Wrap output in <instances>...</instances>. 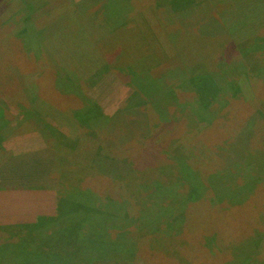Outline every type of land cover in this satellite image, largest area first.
<instances>
[{
  "label": "trees",
  "instance_id": "16d2710c",
  "mask_svg": "<svg viewBox=\"0 0 264 264\" xmlns=\"http://www.w3.org/2000/svg\"><path fill=\"white\" fill-rule=\"evenodd\" d=\"M144 1L145 6L143 7L146 9L142 10H146V13L150 14L148 16L150 23L144 21L145 24H150V27L144 28V31L139 24L140 13L138 12L126 16L122 12L111 14L110 17L106 16L110 18L106 25L97 23V17L100 15L94 16L93 21L87 22L86 28L81 27L79 31H73L74 35H79L75 38V42H73L74 39L71 41L67 39L70 31L68 30L69 19L67 21L65 17H60L55 23L50 24L49 32L52 34L61 32V26H64L65 31L68 30V34L65 33L67 34L66 53L73 57L72 59L84 63L88 59L89 68L84 67L82 62L78 61L77 63L81 64L77 71L79 74L72 72L70 75L62 70L60 73L56 63L52 60L46 61L45 69L42 72V78L44 77L46 80L43 83V89L56 95L54 103H60L59 107L65 114L69 113L67 116H70L71 120H73V113L78 112L79 109L90 106L93 108L87 117L89 122L86 124V128L88 130L86 129L85 132L83 130V133L70 139L64 137L61 132L50 128V124H47L43 118L38 117L44 122L34 119L37 128L33 131L40 132L45 139L53 134L52 138L58 139L57 146L66 153L71 151L74 155L71 160L60 155L56 157L53 175L60 186L58 189H56L58 186L54 187L56 189L54 191L58 210L57 218L43 216L33 224L0 226V233L4 234L3 238L8 236L3 243H0V264H13L14 262L17 264H125L131 259V257L127 259L131 248L126 244V241L130 240L133 241L132 251L135 252L133 254L140 256L148 264H236L239 257L235 252L233 261H226L227 259H223L224 257L221 256L230 251V244H226V249L224 247L216 248L218 255L221 256L217 257L213 248L219 243V239L214 240V244L207 245L210 249L202 245L199 249L193 247L197 250L198 256L189 252L194 243L192 239L187 245L180 243L181 236L188 238L192 236L195 239L199 237L196 233L200 230L206 234L210 231H219L217 225L219 226L221 222H225V226L233 232L234 250L244 248L239 245L249 246V243L253 242L258 249L256 256L253 254V257L255 256L253 263L260 261L264 264V247L261 248L260 240L255 241L254 239L257 230L253 231L254 234L252 233V225L256 221L252 220L248 213L249 210L252 212L253 208L247 205L249 199L264 200L262 193L264 172L251 175L253 178L250 184L247 182L242 184L243 180L239 183L230 181L235 172L239 174L238 167L240 168V165L237 163L240 159L231 164L235 167L231 165L228 167L226 151L222 154L221 149L217 150L216 143L211 140L212 136H208L203 131L213 127L215 121L218 120V112L224 110L213 112L216 110L213 105L228 103L225 106L227 107L233 101V106L241 108L244 105V100L237 98L235 90L231 92L226 87H221L218 91L213 92L209 90L206 97L195 100L194 86H203V81L190 80L184 76L179 77V74L176 77L173 76L174 90L169 98H166L163 92L158 91L157 95L156 88L152 83H149V80L153 78L151 74L154 69L160 67L161 64L154 65L150 60L154 57L160 62H166L164 65H168V68L172 63L183 61V50L175 48L170 41L168 42L169 27H173L172 39L175 36L182 38L185 29L188 28V20L191 25L189 18L198 15L197 10L200 5L197 0H181L180 7L176 6L179 5L176 4L178 0ZM167 6L169 7L168 12L171 14L168 26L165 22L162 23V19L159 17H163L164 7ZM133 9L132 11H134ZM74 17L75 15L70 16L75 19ZM79 23L78 21L77 25H80ZM153 24L156 29L153 28ZM165 25L166 27H164ZM1 33L0 57L2 61L6 65L12 60L15 63L16 61L27 62L26 66L32 64L25 42L16 35V37H7L9 30ZM162 35L161 40L160 36ZM256 36L249 38V41L260 40V35ZM153 41L159 43L162 48L167 46L176 58L167 62L163 50L162 53L153 50ZM87 43L91 49L92 45L96 44L101 56L90 57L91 53H94L90 50L87 53L85 51L84 55L81 54L78 50ZM261 44L263 45V43ZM256 47L260 49L258 44ZM238 49L241 52V44L235 46L234 52H238ZM230 52L233 55V45ZM104 54L106 55L104 56ZM161 56L164 58L163 61ZM126 59L130 62H126ZM131 59L138 63L131 62ZM241 59L245 61L243 60L244 56ZM221 62L222 58H219V63ZM240 65L245 64L241 63ZM256 65L255 62H251L250 66L247 65L248 70L246 69V71L249 79L246 78L249 82L250 78H255L251 80L252 86L256 82L263 86L259 80L261 73ZM19 68L26 71L22 65H19ZM5 69L4 66L0 67L2 73ZM110 72L118 74L122 81H124V74L129 73L131 79L129 84L133 89L131 96L114 116L105 115L95 101L88 96L92 85ZM169 72L178 71L168 69L167 73ZM62 75L67 76L62 77ZM139 75H147L149 79L134 84L135 78ZM59 79L67 80L69 83H65L63 86L58 85ZM76 81L77 87L74 89L72 87ZM223 81L226 80L221 82ZM79 82L83 90H78ZM124 83L128 84V81L125 80ZM72 84L73 86H71ZM175 87H177L176 90ZM180 90L192 94V97L184 104H179L180 101L177 102L176 94ZM25 91H19L20 95L19 92L15 95L13 106H19ZM25 100H28L26 95ZM158 102L159 110L166 117L155 120L154 113L159 114L155 108V104ZM177 103L179 108L176 107L175 110L169 111L170 108L167 106ZM263 103L259 96L250 99L246 115L250 114L251 110H257L261 113L262 118H257L247 129H244L242 125L248 116H244V120L243 116L236 114V110L233 111V119L239 117L242 120L240 124L233 125V140L240 139L249 131L248 137L242 141L244 142L243 149H245L243 151H249L245 159L253 156L263 157L261 165L264 167V153L258 150L259 145H264ZM163 106H165V111ZM191 120L194 123L193 126L201 127L191 131L188 128ZM183 122L186 124L184 128L187 131L186 135L182 134L181 140L176 146L172 144L173 150L170 146V150L165 149L171 144V140L165 142L167 129L176 133L182 128L180 126ZM176 140L174 139V141ZM189 142H197V145L189 147ZM167 150L168 152L165 154ZM206 153L209 155L204 156ZM160 159L164 161H160ZM223 159L224 165L222 164ZM209 167L218 168L213 171L219 176H216V179L219 178L218 183L214 179L215 173L213 175L209 172L206 173L205 168ZM225 167L228 168L224 169ZM177 174H182V176L178 177ZM212 182L215 186L211 184ZM87 184L92 185L91 190L86 191L82 188ZM72 186L75 188L70 194L68 192ZM184 186L187 187L186 190H183ZM65 194L72 197L69 200L66 198V200L70 202L73 199L76 209L62 208L60 203L62 199H65ZM223 204H226L227 208ZM215 205L222 207L218 221H215L214 214H212ZM229 205H231L230 208ZM137 209H139L138 213H136ZM70 210L76 211L71 212ZM80 212L86 213L80 218L78 216ZM75 214L78 215L74 216ZM73 219L77 221V224L71 226L64 222ZM220 220L222 221L220 222ZM237 220H242L245 227L243 228L244 225L241 222L238 224ZM246 230H249L252 235L246 237ZM160 232H170L172 237L168 239L174 240L175 244L174 247L167 246L160 249L170 256L168 260L159 261L157 259L156 262H153L150 260L151 257L148 259L152 252L148 254L144 248L145 244L141 240L140 243L136 241V234H139L141 239L152 235L148 241L150 240L151 244H156L161 242ZM12 240H16L17 243L10 244ZM156 253L157 257L165 255L159 251ZM121 254H124L122 258ZM172 258L174 261H171ZM242 264H249L248 260Z\"/></svg>",
  "mask_w": 264,
  "mask_h": 264
},
{
  "label": "rangeland",
  "instance_id": "374dc122",
  "mask_svg": "<svg viewBox=\"0 0 264 264\" xmlns=\"http://www.w3.org/2000/svg\"><path fill=\"white\" fill-rule=\"evenodd\" d=\"M53 1L54 2H51L50 0H0V34H2L1 32L4 33V31L9 30L10 34L8 33L7 37L15 35L20 37L25 42L27 53H29L31 56L29 59L32 61V64L29 66L25 65L28 64L27 62L16 61V64L14 60L6 65L0 57V67L4 66L6 68L3 73L0 71V182L2 183L1 186H3L1 190H4L6 185L10 188L15 187V185H20L21 181L23 182L22 185H30L22 186L25 187L24 189H41L49 186V189L56 191V189L60 187L58 186V181H55V176L53 175L55 171L56 157L57 155H60L68 157V160H71L74 154L71 151L66 153L62 148L58 147V139L52 138L53 134L50 135L49 138L45 139L46 142L48 141L47 144L50 147L49 152L47 151V153L39 151L38 154H36V151L32 146H24L22 148H18L17 150L11 151V144L15 139L20 138L26 133L35 132L33 131L37 128L35 120L40 119L43 121L44 119L47 124H50V128L57 130L59 133L61 132L64 137L69 139L75 137L76 135L78 136L80 133H83V130L85 132L87 129L86 124L89 122L87 117L93 108L92 106L85 107L81 110L79 109L78 112L73 113V120H71L69 118L70 116H67L69 113L65 114L63 109L59 107L60 103H54V100H56V95L51 94L49 91H45L43 89V83H45L46 80L44 77L42 78V72L45 69L44 63H47L46 61L52 60L54 63H56L60 73L61 70L68 74L72 72L77 73V71L80 69L79 66H81V64L77 63L80 60L77 61L76 59H72L73 57L66 53L65 45L66 36L68 34L67 31L70 30L67 39L69 41L74 39L73 42H75V38L79 35H74L73 31H79L81 27L83 29L86 28L85 25L87 22L93 21L94 16L100 15L97 17V23L106 25L108 23V19L110 20V18L107 17H110L111 14L119 12H122L124 16L138 12L140 13L138 16V19L140 20L139 24H141L140 27L143 28V31L144 28L150 27V24L144 23V21L150 23V18L148 17L150 14L148 12L146 13V10H142L146 9L143 7L145 6L144 0ZM181 2V0H178L176 4L179 5L176 6L180 7ZM197 3L200 5L199 9L197 10L198 15L189 18L191 25H189L188 20V28L185 29V34L182 36V38L175 36L174 39H172L173 27H169L170 32H168V42L170 41L173 46H175V48L183 50V61L180 63H172L170 64V68H168V65H164L166 62H160L157 60V58L153 57L150 62L154 65L161 64V66L154 69L153 73L151 74L153 78H150L149 83H152L156 88L157 95L158 91L163 92L166 98H169L173 92V76L176 77L178 74L179 77L184 76L190 80L197 79L203 81V86H194L195 100L206 97V94L209 93V90L210 92L218 91L221 89V87H226L227 90L231 92L235 90L237 98H243L244 105L241 108H236L235 105L233 106V101H231L227 107L225 106L228 103L213 105L216 109L213 112L219 111L221 109L224 110L222 112H218V120L215 121L213 127L210 129H204L203 131H205L208 136H212L211 140H214L216 143L215 147L217 150L221 149L222 154H224L226 151V165L228 167L233 164V161H238L240 159L239 163H237V165H240V168L238 167L239 174L234 171V177L230 181H237L239 183L243 180L242 184L244 182L250 184V181L253 178L251 175H255V173L258 174V172H264V167L261 165L263 157L257 156V158L256 156H253L245 159L247 156L246 154L249 151H243L245 149H243L244 142L242 141L248 137L249 131L244 134L245 136L241 135L242 137L240 139L237 138L239 140H233V125L237 123L240 124L242 122L241 118L239 117V121L237 118L233 119V111L236 110V114L243 117L248 116L245 121L246 123L244 122L242 125L244 129L249 128L257 118H262L261 113L257 112V110H251V113L247 115L246 110L249 109V101L250 99H253L254 96L261 97V100L264 102V0H197ZM168 8V6L166 8L164 7V12H166H163V17L158 15L162 19V23L165 22L167 26L168 22L170 21L169 16H171V14L168 12ZM132 9L134 11H132ZM73 15H75V19L70 18V16ZM60 17H65V20L67 21L69 19L70 26L67 31L64 30V26H61V32H55L52 34L49 32V26L50 24L55 23ZM212 20L214 21L213 23ZM78 21L80 22V25H77ZM64 24H66V21H64ZM166 25L164 27H166ZM153 28L156 29L154 24ZM62 34L65 35L62 36ZM255 35H257L256 37L260 35V40L256 41V39H254L253 41H249V38H253ZM162 37L163 35L160 36L161 40ZM261 43H263V45ZM152 44V48L155 52H165L164 54H166V57L164 58L167 60V62L176 58L175 55H172V52L167 46H163L162 48V46L156 41H153ZM238 44L242 45L241 52L239 49L237 50L238 52H234V48ZM256 44L259 45L260 49L256 47ZM232 45L233 55L230 52ZM155 48H157V50H155ZM92 49L89 43H87L78 51L84 55L85 51L87 53L88 50H90L94 52L91 53L90 57L94 56V58H96V56H101V52L98 51L96 44L92 45ZM105 55L106 54H104V56ZM227 55H230V57H227ZM242 56H244L243 60L245 61H242ZM164 58L162 57V61ZM219 58H222L221 63H219ZM87 61L86 63L83 61L80 62H82L84 67H88ZM126 62L130 61L126 59ZM131 62L138 63V61H133L132 59ZM251 62H255V64H257L256 67L261 73V78L259 80L263 83V86L257 82L252 86L251 80L255 78H250L251 80L249 82L246 69L248 70L247 65L250 66ZM241 63L245 65L241 66ZM19 65L25 67L26 71L20 69ZM168 69H175L178 72L167 73ZM206 70L211 72H207ZM120 74H122V72H120ZM64 76L67 75H62V77ZM147 77V75H139L135 78L134 84L139 83V81H147L149 79ZM125 80L128 81V84L124 83ZM130 80V74L127 72L124 74V81L120 80L118 74L110 72L104 75L99 82L92 85V89L88 96L95 101V103L101 108L105 115L114 116L123 107L124 103H126L133 92V89L131 88L132 85L129 84ZM222 80L226 81L221 82ZM65 83H69V81H61L60 79L58 81V85L61 86H63ZM73 84L71 86H73L72 88L75 89L77 87V81ZM176 88L177 87H175V90ZM23 90H26L24 94L28 100H25L24 95L22 101H20L18 104L19 106H13L15 95H17L19 91ZM78 90H83L80 82L78 85ZM176 95L178 96L177 102L180 101L179 104H184V102L192 97V94H189L184 90H180ZM155 105L156 110L159 112L157 115L152 112L154 113L156 120L157 118L164 117L165 115L158 108L159 102ZM177 105L178 103L167 106V108H170L169 111H172L178 107ZM162 108L164 110L165 106ZM187 109L189 110V108H186V110ZM31 116H33V118H31ZM193 124L194 123L191 120L188 126L191 131L201 127L193 126ZM185 126L186 124L183 122L180 126V128H182L176 133L170 131V129H167L165 142L171 140V144H169L168 148L165 149L170 150L169 146L170 148L172 144L176 146V144L181 140L180 138L182 134L186 135L187 131L184 130ZM174 139L177 140L174 141ZM188 144L189 147H194L197 145V142H189ZM168 150L165 151V154L168 152ZM171 150L173 149L171 148ZM258 150L264 153V145H259ZM52 151L54 154V163L52 161V157L49 155V153ZM208 155L209 153H206L204 156ZM201 157L203 159L202 153ZM160 161L164 160L160 159ZM222 164L224 165V159ZM157 165L159 164L157 163ZM203 166H206V164H203ZM228 167H225L224 169ZM233 167H235V165ZM205 170L206 173L209 172V174L212 173L211 175H213V173H215L213 171L218 170V168L212 169L209 167L205 168ZM241 171L245 172L242 173ZM244 174L247 175L243 176ZM170 176L172 177V175ZM177 176L181 177L182 174H177ZM216 176L218 175L215 173L214 179H216ZM215 181L218 183L219 178H217ZM211 184L215 186L213 182ZM54 187L57 188L55 189ZM74 188V186L70 187L68 193H73ZM82 188L88 191L91 190L92 185L87 184L86 187ZM185 188L187 187L184 186L183 190H186ZM178 189L181 188L178 187ZM262 193L264 195V189ZM64 198L65 199H62L60 203L63 209L67 210L70 209V207H72V209H76L73 199H71L70 202L66 200V198L68 200L69 198H72L69 194H65ZM247 205L252 206L253 211L251 212L248 209V213L252 217V220L256 221V223L252 225V233L254 234L255 230H257L254 239L255 241L260 240V246L263 248L264 200L254 201L253 199H249ZM223 206L227 208L226 204H223ZM230 207L231 205H229V208ZM213 208L212 214H214L215 221H218V216L221 213L222 207L215 205ZM70 211L72 212L76 210ZM138 212L139 209H137L136 213ZM85 213L86 212H80L78 213L79 215L75 214L74 216L78 215L81 218L85 215ZM57 214L58 210L56 203L55 218H57ZM74 220L75 219L65 220L64 222L72 226L73 224H77V221ZM221 221L222 220H220V222ZM241 221L242 220H237V223L240 224ZM217 227L219 231H210L208 234L203 233L202 230L198 231L196 234L199 237H196L195 239L192 236L189 238L186 236H181L179 238L180 243L187 245L192 239L194 243L193 246L190 247L189 252L193 253L195 256H198L197 250H195L193 247H197L199 249V247L202 245L203 247L205 246L207 249H210V247L207 245L213 243L214 240L219 239V243L214 245L213 250L216 252V255H218L219 253L216 251V248L218 249L219 247H224L226 249V244H230V251L225 255H221L224 257L223 259H227L226 261H233L235 259H233V253L235 252V254L239 257L236 264H242V262L247 260L249 264H262L260 261H258V263H253V258L256 256L258 251L253 242H250L249 246L239 245V247L244 248H237L234 250L233 242L235 241H233V232L229 231V229L225 226V222H221L219 226L217 225ZM244 227L245 225L243 228ZM159 234H161V236H159L161 237V242L156 244H151L150 240L148 241V238L151 239L150 237H152V235L141 239L139 234H136V241L140 243L141 240L142 243L145 244L144 248L147 250L148 254H151L152 252V255H150L148 259L151 257L150 260L153 262H156L157 259H159V261L168 260L170 256L165 254V252L160 249L167 246L172 247L175 244L174 240L168 239L172 237L170 232H160ZM257 234L258 237H256ZM249 235H252L251 232L246 230V237ZM3 237L4 234L0 233V243H3L8 236L5 238ZM15 242L17 243L16 240H12L10 244H14ZM146 242L149 244L147 245ZM126 244L130 245L129 248H131V253L128 254L127 259H130V257L131 259L125 264H148L140 256L138 257V255H134L135 252L132 251L133 241H126ZM157 251L162 252L165 255H160V257H157ZM253 254H255L254 257ZM123 256L124 254L120 255L121 258ZM221 256L218 255L217 257ZM171 261H174L173 258ZM13 264L17 263L14 262Z\"/></svg>",
  "mask_w": 264,
  "mask_h": 264
},
{
  "label": "crops",
  "instance_id": "0c3cea01",
  "mask_svg": "<svg viewBox=\"0 0 264 264\" xmlns=\"http://www.w3.org/2000/svg\"><path fill=\"white\" fill-rule=\"evenodd\" d=\"M24 146H32L36 154L39 151L47 153L50 149L45 137L38 131L26 133L15 139L11 144V151ZM49 155L54 163L53 151ZM22 184L21 181L20 185L11 188L6 185L5 189L1 190L3 186L0 182V226L33 224L39 217L55 216L56 193L53 189H49V186L41 189H24L22 186L30 185Z\"/></svg>",
  "mask_w": 264,
  "mask_h": 264
}]
</instances>
